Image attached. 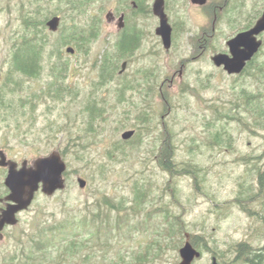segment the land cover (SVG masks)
<instances>
[{"label": "rangeland", "instance_id": "374dc122", "mask_svg": "<svg viewBox=\"0 0 264 264\" xmlns=\"http://www.w3.org/2000/svg\"><path fill=\"white\" fill-rule=\"evenodd\" d=\"M21 1L0 0V85L9 67L10 35L21 22ZM262 2L254 0L256 9ZM55 6L46 5L47 12L50 14ZM119 7V0H92L84 15L70 10L50 14L48 19L61 16L60 27L65 21L87 31L96 26L95 38L82 51L71 54L66 51L70 45L62 46V56L69 66L66 83L72 91L61 100L46 96L44 91L54 81V71L47 66L41 77L23 78L27 91H19V96L41 94L40 99L27 103V115L20 127L0 107V150L9 159L19 165L27 159L31 165L38 157L60 151L68 166L65 189L50 196L38 192L31 207L19 214V234L26 249L31 245L36 248V241L52 231L33 235V220H40V227L48 228L66 217L78 220L99 214L113 227L110 233L104 230L99 240L86 232L82 255L88 252L91 256H82L78 264H133L136 256L159 236L165 251L150 264H178L186 233L206 237L208 247L216 252L202 251L194 264H213V256L218 264H232L239 242L264 245V222L244 211L237 200L264 214V191H260L258 180V170L264 169V120L254 119L245 109L246 98L242 96L243 90L264 93V46L247 73L228 75L215 66L209 52L192 59L199 52L194 50L200 33L209 26L202 12L189 7L169 14L170 23L176 24L169 50L155 32L159 18L152 12L139 13L134 24L141 32L139 47L119 59L113 80L99 84L101 60L106 54L117 53L119 38L120 13L115 22L108 21L107 13ZM219 43L211 45V53L224 46L223 37ZM124 61L127 67L120 74ZM92 99L101 109L95 118L86 108ZM238 111L244 122L237 118ZM50 123L54 124L52 130ZM165 128L174 132L170 140L178 166H197L200 172L196 178L188 173L173 175L160 166ZM126 130H135L127 141L122 139ZM217 133L224 142L217 143ZM112 151H116L114 160L109 156ZM82 156L86 159L82 160ZM99 166H103L102 174ZM6 175L7 168L0 166V198L7 194ZM79 176L87 180L85 188L79 186ZM138 181L147 182L146 200L138 213L127 211L131 214L129 222L122 219L119 230L114 225L118 215L125 217L126 211L107 205L104 199L108 197L114 203L123 200L130 207ZM169 184L175 189H170ZM178 225L184 227L183 239L180 234L168 233ZM13 227L6 228L0 240V260L16 244ZM57 236L51 235L54 242ZM106 239L109 244H105Z\"/></svg>", "mask_w": 264, "mask_h": 264}, {"label": "trees", "instance_id": "16d2710c", "mask_svg": "<svg viewBox=\"0 0 264 264\" xmlns=\"http://www.w3.org/2000/svg\"><path fill=\"white\" fill-rule=\"evenodd\" d=\"M92 0H22L19 11L21 22L19 27L13 31L10 35L11 47L8 52V69L5 73V80L0 85V107H4L2 112L5 115L10 116L18 127L22 125V119L27 115V103H33L34 99H40L41 93H33L31 98H27L24 95L19 96L20 92L27 91L22 84L23 78H39L47 70V66L52 69L54 75V81L51 82L47 91H44L46 96H50L55 100H61L65 98L67 94L72 91L70 86L66 83V75L68 71V63L62 56V46L73 45L76 50H83L85 44H89L96 36V26L92 25L87 31L84 27L74 24L63 23L57 32H52L48 29L46 21L50 14L61 13L65 10H70L72 14L84 15L87 11V7ZM55 3L54 10L49 14L46 5ZM94 23H96L94 21ZM134 39L117 41V53L106 54L101 60V82L106 84L115 78L116 63L121 57H126L138 48V43L134 42ZM261 71V70H260ZM262 75L263 72L261 71ZM254 75V74H253ZM252 75V76H253ZM255 77V75H254ZM20 91V92H19ZM263 92H248L242 91V96L246 98L245 109L254 115V119L264 120V106L262 104ZM91 103L87 105V110L90 112L91 118L100 116L101 109L96 105L95 100H90ZM240 108V104L236 105ZM237 118L239 121L244 122V117L239 115ZM229 116V114H225ZM257 122V121H256ZM262 124V123H261ZM264 126V124H262ZM50 130L53 129L54 124H48ZM164 135V141L161 146V152L158 157L160 166L170 172L171 174L188 173L197 177L200 169L197 166L185 165L179 167L174 155V145L170 138H173L174 132L170 128H165L162 131ZM217 135V143L224 142L221 139L219 133ZM127 141V140H126ZM116 149L118 147L116 146ZM123 152H121L122 154ZM116 151L110 152L109 156L113 159ZM82 160L86 159L84 156ZM114 160V159H113ZM101 174L103 166H99ZM68 175V171L65 172ZM258 180L260 184V191H264V169L258 170ZM147 182L143 183L138 181L134 185V199L130 207H127L123 200L118 203H114L110 198L105 197L104 202L107 205H112L119 211L125 210V217L118 215V221L115 223V228L121 229V220L127 222L131 214L127 211L138 213L147 197ZM170 189H175L171 184L168 185ZM8 189L5 190V193ZM242 209L248 212L251 216H259L264 222V214L259 213L250 204L245 203L241 199L237 198ZM43 222L40 220H33L31 227L33 229V235L43 234L46 230L52 231V233H44L36 241L35 246L31 245L26 249V244L23 242L22 235L20 233V227L14 226L12 228V237L15 239L16 244L7 250L0 264H78L79 258L90 259L91 254L85 253L82 255V249L87 244V235L89 233L90 238L93 240H99L104 237V230H108L110 233V227H113L109 219H102L100 215H93V218L87 216L74 220L73 218L66 217L63 220L51 225L48 228H41ZM74 227L75 231L71 228ZM184 227L178 225L177 228L173 227V230H169V234H180L181 238H184ZM107 233V231H106ZM163 232H159L162 235ZM57 236L56 242L52 240L51 235ZM161 237V236H159ZM155 237L152 243L148 245L145 252L139 253L133 261V264H150L154 262L161 251H165L163 246V238ZM34 239V236H31ZM106 238V237H105ZM172 240V239H171ZM192 243L201 251L216 252L208 247V240L206 237L199 234H191ZM105 244H109L107 239ZM154 245L157 249L154 250ZM177 247V246H175ZM35 248V249H34ZM234 250L236 251V258L232 261V264L237 262L243 264H264V245L255 247L247 241L239 242ZM155 256V259H153ZM25 258L26 260H22ZM70 258H72L70 262Z\"/></svg>", "mask_w": 264, "mask_h": 264}, {"label": "water", "instance_id": "95a60500", "mask_svg": "<svg viewBox=\"0 0 264 264\" xmlns=\"http://www.w3.org/2000/svg\"><path fill=\"white\" fill-rule=\"evenodd\" d=\"M154 14L160 19L156 34L161 37L164 48L169 50L172 46L173 28L165 12L164 0L155 1ZM120 20L123 21V17ZM61 21V16L54 15L46 21V25L50 31L57 32ZM262 31H264V13L253 28L228 41L230 53L219 52L212 56L215 66L223 67L229 75L240 74L262 46L263 41L257 37ZM66 51L73 54L76 50L73 46H68ZM126 67L127 62L124 61L119 73H123ZM134 134L135 130H126L122 133V139L129 140ZM0 166L7 168L4 183L8 189V193L0 198V202L5 203L0 209V240H2L5 227H13L19 223V214L31 207L38 192L50 196L66 188L65 172L68 166L60 151L38 157L31 165L27 159L19 165V162L9 159L3 149L0 150ZM77 180L81 188L87 186L85 178L79 176ZM185 236V242L179 248L181 260L178 264H194L202 257V251L192 243L190 233H186ZM213 264H218L216 256H213Z\"/></svg>", "mask_w": 264, "mask_h": 264}, {"label": "flooded vegetation", "instance_id": "af4514ba", "mask_svg": "<svg viewBox=\"0 0 264 264\" xmlns=\"http://www.w3.org/2000/svg\"><path fill=\"white\" fill-rule=\"evenodd\" d=\"M156 0H119L120 7L115 11H109L107 13V19L109 22H115L116 14L120 13L118 20L117 34L119 41L134 39L135 43H140L141 32L140 28L135 24L136 15L144 12L154 13V3ZM195 3L193 0H164L165 12L168 15L170 22V13H179L189 7L202 12L205 21L209 26L202 30L200 37L197 41L194 52L199 51L197 55L192 59H199L203 54L209 52L210 58L216 53L224 52L230 53L228 41L235 38L238 34L248 31L254 27L259 18L264 13V0L262 6L256 9L254 0H199ZM155 15V14H154ZM123 17V21L120 18ZM158 17V16H157ZM159 18V17H158ZM133 21V23L131 22ZM160 22V19H159ZM171 24V23H170ZM172 25V24H171ZM157 28V27H156ZM173 33L176 30V24L172 25ZM226 32H223V31ZM156 32V29H155ZM224 34V35H222ZM174 34H172L173 36ZM224 38V46L221 48L212 49L211 45H219V38ZM259 40L263 41L259 51L253 56V58L247 62L246 67L240 74H232L233 76H239L247 73L252 65L253 60L259 54L260 50L264 46V31L257 35ZM162 40V39H161ZM173 42V38H172ZM163 44V43H162ZM212 60V59H211ZM127 62V61H126ZM122 67V65H121ZM184 64L181 65L183 69ZM222 68L223 67H218ZM183 70H180V75ZM225 71V70H224ZM125 72V71H124ZM123 72V73H124ZM226 72V71H225ZM227 73V72H226ZM122 74V73H120ZM228 74V73H227ZM229 75V74H228ZM5 206V203L0 202V209ZM8 226L5 227V229ZM4 229V231H5ZM3 231V232H4ZM5 236V235H4Z\"/></svg>", "mask_w": 264, "mask_h": 264}, {"label": "bare ground", "instance_id": "6f19581e", "mask_svg": "<svg viewBox=\"0 0 264 264\" xmlns=\"http://www.w3.org/2000/svg\"><path fill=\"white\" fill-rule=\"evenodd\" d=\"M213 258V257H212ZM213 262V261H212Z\"/></svg>", "mask_w": 264, "mask_h": 264}]
</instances>
